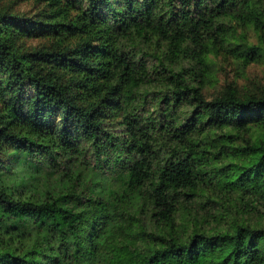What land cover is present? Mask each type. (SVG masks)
I'll use <instances>...</instances> for the list:
<instances>
[{
    "label": "trees",
    "instance_id": "16d2710c",
    "mask_svg": "<svg viewBox=\"0 0 264 264\" xmlns=\"http://www.w3.org/2000/svg\"><path fill=\"white\" fill-rule=\"evenodd\" d=\"M223 62L264 0H0V264H264V85Z\"/></svg>",
    "mask_w": 264,
    "mask_h": 264
},
{
    "label": "rangeland",
    "instance_id": "374dc122",
    "mask_svg": "<svg viewBox=\"0 0 264 264\" xmlns=\"http://www.w3.org/2000/svg\"><path fill=\"white\" fill-rule=\"evenodd\" d=\"M30 3L22 2L18 8L28 9ZM216 74L218 75L220 81L224 79H237L240 84H248L251 86H263L264 85V63L254 62L249 64V66L244 70L243 73L237 71L231 63H222L220 67L217 68ZM211 86L206 88L210 89Z\"/></svg>",
    "mask_w": 264,
    "mask_h": 264
}]
</instances>
